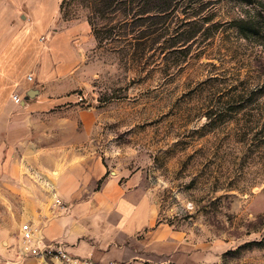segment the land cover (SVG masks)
Masks as SVG:
<instances>
[{
	"label": "rangeland",
	"instance_id": "1",
	"mask_svg": "<svg viewBox=\"0 0 264 264\" xmlns=\"http://www.w3.org/2000/svg\"><path fill=\"white\" fill-rule=\"evenodd\" d=\"M22 1L30 16L89 26L92 45L65 79L60 106L74 111L78 153L143 172L160 219L214 264H264V95H254L264 52L231 22L252 5L216 3L215 28L184 44L175 31L182 8L171 29L153 34L152 13L138 21V4L101 15L97 0ZM23 261L53 264L24 254L12 230L0 264Z\"/></svg>",
	"mask_w": 264,
	"mask_h": 264
},
{
	"label": "crops",
	"instance_id": "2",
	"mask_svg": "<svg viewBox=\"0 0 264 264\" xmlns=\"http://www.w3.org/2000/svg\"><path fill=\"white\" fill-rule=\"evenodd\" d=\"M25 13L0 0V247L27 222L38 246L59 242L93 264H214L160 219L143 172L78 153L74 111L60 106L92 45L87 22Z\"/></svg>",
	"mask_w": 264,
	"mask_h": 264
},
{
	"label": "trees",
	"instance_id": "3",
	"mask_svg": "<svg viewBox=\"0 0 264 264\" xmlns=\"http://www.w3.org/2000/svg\"><path fill=\"white\" fill-rule=\"evenodd\" d=\"M99 2V8L96 12L104 15L111 11L113 13L116 7L122 6H135V4L141 5L142 10L136 15L138 21L146 20L143 16L152 13L151 19L155 22L150 28L153 29V34H158L161 31L172 28L171 21L177 16V8H182V12L185 13V17L181 20H177L181 25L180 29L177 26L175 28L176 33L179 35L180 41L187 43L192 39L199 29L204 28L206 24L208 26L204 28V31L210 32L215 28V25L210 24L212 16L208 14L209 8L215 6L218 2L233 1L238 6L251 7L244 8L238 15V18L233 19L232 26L238 29L240 36H243L245 40H249L254 46L261 47L264 52V0H97ZM153 10H147V9ZM153 11V12H152ZM115 13V12H114ZM198 21L190 22L189 18H196ZM210 24V25H209ZM171 26V27H170ZM174 27V25H173ZM187 27V29H184ZM182 29V30H181ZM260 68L264 69V64L260 63ZM264 71V70H263ZM264 75V72H263ZM254 95H264V84L254 92Z\"/></svg>",
	"mask_w": 264,
	"mask_h": 264
},
{
	"label": "built area",
	"instance_id": "4",
	"mask_svg": "<svg viewBox=\"0 0 264 264\" xmlns=\"http://www.w3.org/2000/svg\"><path fill=\"white\" fill-rule=\"evenodd\" d=\"M29 79H31V76H29ZM13 100L17 104L21 102V99L17 95L13 96ZM79 101H82V97H79ZM21 234L22 252L26 255L36 257L43 261H49L53 264H93L90 260L72 256L66 251L64 245L59 242H50L38 246L35 243L37 238L34 236L32 226L27 222L21 225Z\"/></svg>",
	"mask_w": 264,
	"mask_h": 264
},
{
	"label": "bare ground",
	"instance_id": "5",
	"mask_svg": "<svg viewBox=\"0 0 264 264\" xmlns=\"http://www.w3.org/2000/svg\"><path fill=\"white\" fill-rule=\"evenodd\" d=\"M20 228V227H19Z\"/></svg>",
	"mask_w": 264,
	"mask_h": 264
}]
</instances>
